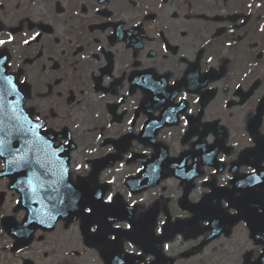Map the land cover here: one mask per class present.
<instances>
[{"label":"flooded vegetation","instance_id":"obj_1","mask_svg":"<svg viewBox=\"0 0 264 264\" xmlns=\"http://www.w3.org/2000/svg\"><path fill=\"white\" fill-rule=\"evenodd\" d=\"M0 22V58L31 86L27 106L39 121L71 134L53 122L90 119L102 136L152 135L160 154L198 177L190 200L206 199L221 222L213 239L209 220L201 224L208 242L221 234L212 252L248 248L236 263L200 264H259L264 0H0ZM176 187L180 197L186 185Z\"/></svg>","mask_w":264,"mask_h":264},{"label":"rangeland","instance_id":"obj_2","mask_svg":"<svg viewBox=\"0 0 264 264\" xmlns=\"http://www.w3.org/2000/svg\"><path fill=\"white\" fill-rule=\"evenodd\" d=\"M91 122L89 119L84 120H69V121H59V126H69L71 128L77 129L76 132L72 133V138L76 142L78 149L72 155V173L73 177L76 178V175H80L82 169H87V162L89 160L96 159L97 156H103L110 149V147H100L99 141H95V135L88 133V128L91 127ZM117 138V137H113ZM109 137H103L100 140L101 146L106 144L109 141ZM141 148V147H140ZM127 159L123 164H116L115 167L111 170H107L103 179L105 182L111 184L110 194L113 196L116 194H121L125 199H128L129 204L137 201L134 197H129V193L125 187V180L130 178L136 173L138 167L136 164H127ZM86 167V168H85ZM163 186L169 189L167 195L173 198H179L178 189L175 185L174 179L165 180L162 184ZM6 187V182L0 180V190ZM161 193L160 190L152 191V193L145 195L141 201L145 206L143 213H147L153 206V202L160 204V216L158 217V230L161 228L162 223L166 222L167 218L164 213L165 202L161 199H157L158 194ZM163 193V192H162ZM199 196L200 192H197ZM156 197V198H155ZM18 200L17 196H11L9 194L6 207L2 210L0 208V220L4 216H15V218L21 221L24 217L23 213H18L17 215L13 214L12 209L16 206ZM150 201L145 204L146 201ZM156 200V201H155ZM174 201V200H173ZM171 211L173 207H170ZM141 213V214H143ZM176 216L175 218H177ZM172 220L175 219L172 218ZM79 225V224H78ZM174 235L172 234V237ZM10 246V240L3 234L2 228L0 226V264H22V257H29L35 260L36 264H103L100 260L99 255L91 250L87 249L82 244V238L80 236L79 226H71L68 230L62 231L58 230L50 236L47 237V240L43 243H35L29 252L23 254H17L15 257H12L4 249ZM190 246H194L193 242L187 244L182 243V240L177 236L174 239L172 244L164 247V252L166 255H181L183 251L188 250ZM248 248H235L234 254L235 258L241 256L244 250ZM76 252L79 253L76 256ZM45 254L49 255V258H45ZM141 255L145 258V264H149L152 260V257H147L143 252ZM202 254L198 255L195 258H201Z\"/></svg>","mask_w":264,"mask_h":264},{"label":"water","instance_id":"obj_3","mask_svg":"<svg viewBox=\"0 0 264 264\" xmlns=\"http://www.w3.org/2000/svg\"><path fill=\"white\" fill-rule=\"evenodd\" d=\"M11 99H14V96H12ZM12 104H16V102H13ZM3 128L4 129L7 128V122L6 121H3ZM6 134H9V133L5 130L3 132H0V138L5 136ZM20 161H21V164L25 163V160L23 158H20ZM20 182H22L21 187L24 188L25 182L24 181H20ZM17 184H18V182L15 185L16 189H18ZM29 194H30V192H27V195H29ZM32 203H33V201L29 197H25L24 199L22 198V205L24 207H26V205L32 204ZM32 205L35 206V208L33 207V209H37L36 203H33ZM33 225H35V222H27L24 225V227H22V228L13 227L12 230L8 229L9 233L18 240V242L16 244V249L20 248L21 246H25V245L29 244V242H30L29 237H31V235L34 231L30 227ZM118 257L121 258V256H118Z\"/></svg>","mask_w":264,"mask_h":264},{"label":"snow or ice","instance_id":"obj_4","mask_svg":"<svg viewBox=\"0 0 264 264\" xmlns=\"http://www.w3.org/2000/svg\"><path fill=\"white\" fill-rule=\"evenodd\" d=\"M38 35V34H37ZM5 43V41H3V40H0V45H3ZM25 43H27V41H25ZM5 79H7V78H5ZM8 82L10 83V80H8ZM2 96H3V90H0V99H2ZM0 107H2V105H0ZM10 119H17L16 117H12V118H10ZM11 127H18L17 125H11ZM4 131V128H3V120H0V132H3ZM3 144H5V141L3 140V138H0V145H3ZM0 154H3V149L2 148H0ZM49 199H51V197H49ZM112 201V197L111 196H109L108 197V202H111ZM54 208H55V206H54ZM87 212H89V213H91L92 212V209L91 208H87V209H85ZM119 225H117V227H118ZM128 227L129 228H131V225H128ZM93 231H95L96 229L95 228H93L92 229ZM111 239L112 240H115L116 239V237L115 236H112L111 237Z\"/></svg>","mask_w":264,"mask_h":264}]
</instances>
